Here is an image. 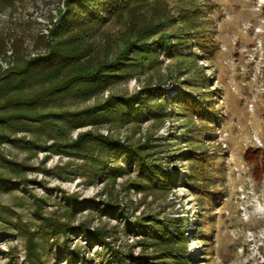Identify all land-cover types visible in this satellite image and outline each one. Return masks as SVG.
<instances>
[{
  "label": "rangeland",
  "instance_id": "374dc122",
  "mask_svg": "<svg viewBox=\"0 0 264 264\" xmlns=\"http://www.w3.org/2000/svg\"><path fill=\"white\" fill-rule=\"evenodd\" d=\"M64 1L18 2L13 9L0 13V38L5 37L6 42L9 38H21L31 56L37 55L32 51L33 39L49 36L53 23L58 22V10L63 9ZM166 1L175 16L191 5L201 6L207 12L204 36L211 37L215 47L209 48L208 52L189 50L196 54L191 58L185 52L187 40H182L183 45L178 48L181 59L167 57L161 51L144 68L129 72V79H120L89 101L69 100V107L73 111H85L103 103L110 95L136 97L147 84L160 85L163 96L168 101L173 97L175 103L183 93L197 99L200 97L197 88H202L207 82L210 85L207 91L214 97L219 96L216 113L222 121L214 127V135L204 134L197 139L196 134L203 129L199 118L197 115L183 116L178 105L166 110L168 117L163 121L150 118L139 124H122L115 120L114 115H105L98 122H88L84 127L70 131L68 140L92 132L129 145L149 144L152 148L149 161L160 165L171 180L169 190H162L163 193L157 188L142 192L134 190L132 183L138 175L134 170L108 184L93 177L87 158L12 144L0 145L2 158L18 167H26L25 175H22L26 188L20 187L11 194L0 193V213L10 212L0 215V230L9 233L0 238V264L11 261L7 254L14 256L12 264H28L25 238L20 231L23 223L31 224L34 230V224L40 223L33 219V197L39 201L44 216L63 220L66 209L64 196H76L79 201L90 204L71 221L74 228L85 223L91 228L104 229L111 237V247L127 255L133 253L138 257L144 254L157 259L156 262L162 260L160 253L142 245V236L127 232L126 221L102 217L91 204L102 205L111 199L118 202L125 209L129 224L141 219H154L159 224L171 221L185 227L187 249L184 256L188 257V264H264V175L261 180H255L244 159L249 149H264V0ZM152 19L158 18L152 16L150 10L129 13L112 20L90 42L122 43L124 38H133ZM182 30L184 28L178 23L167 28L162 35L171 38ZM111 49L113 52L116 50L115 46ZM6 50L10 57L8 44ZM41 53L44 52L41 50ZM0 65L4 69L8 67L3 59ZM160 98L155 97L151 104L157 105ZM27 136L32 139L40 137ZM18 137H23V134ZM40 141L51 145L44 138ZM190 141H202L211 155L215 152L219 155L212 168L215 171L214 189L221 198L217 200L212 216H206V223H211L213 231L205 233L208 235L207 243H201L203 238L198 237L199 202L188 182L191 163L187 161V155L183 158L178 156L180 150L188 153L186 147ZM118 165L127 167L123 161ZM4 168H0V172L8 174V166ZM10 176L18 182L17 175ZM68 242L71 250L76 247L82 249V259L88 264H98L96 251H100V247L87 246L85 237L79 234H72ZM44 254L46 264H66L54 253Z\"/></svg>",
  "mask_w": 264,
  "mask_h": 264
},
{
  "label": "trees",
  "instance_id": "16d2710c",
  "mask_svg": "<svg viewBox=\"0 0 264 264\" xmlns=\"http://www.w3.org/2000/svg\"><path fill=\"white\" fill-rule=\"evenodd\" d=\"M20 1L23 0H0V13L13 9ZM141 10H150V14L158 19L148 22L133 38H124L122 43L115 42L111 45L100 41L90 42L112 20ZM154 11L158 13L154 14ZM58 12V22L53 23L49 36H37L33 39L32 51L37 53L35 56H31L21 38H9L8 42L5 37L0 38V60L8 63L7 69L0 65V145L12 144L87 158L90 160L89 171L91 170L93 177L108 184L134 170L138 173L137 179L132 183L134 190L142 192L157 188L168 191L171 180L160 165L149 161V152L152 150L149 144L129 145L92 132L82 133L74 140H68V135L70 131L82 128L88 122H98L105 115H114L115 120L122 124H139L150 118L163 121L168 117L166 110H172L175 105L179 106V112L183 116L197 115L199 118L203 129L196 134L197 139L204 134L214 135V127L222 120L216 113L219 96L214 97L207 91L209 83L197 88L200 96L197 99L183 93L181 97L178 94L180 100L175 103L173 97L168 101L163 96L160 85L152 84L145 85L136 97L110 95L103 103L85 111H73L69 107V100L86 102L98 97L120 79H129V72L144 68L161 51L167 57L181 59L182 54L178 48L185 40L188 43L185 52L191 58L196 54L189 50L201 49L202 52H208L215 44L211 37L204 36L206 29L203 25L207 12L201 6L191 5L175 16L169 10L166 0H65L63 9ZM178 23L184 30L171 38L162 35L167 28ZM7 44L11 48L10 57L7 56ZM114 46L116 50L113 52L111 47ZM159 96L162 98L159 102L155 101L157 105H152L151 101ZM19 134H23V137H18ZM27 135L40 137L32 139ZM41 138L51 142V145L41 143ZM200 142L190 141L186 147L188 153L180 150L178 156L183 158L187 155V161L191 163L188 182L199 202L198 237L203 238L201 243H207L208 235L205 233L213 231L211 223H206V216H212L215 204L221 198L214 189L215 171L212 168L219 155L217 152L211 155L204 142ZM244 159L253 178L261 180L264 175V149H249ZM120 161L125 162L127 167L119 166ZM5 165L10 171L8 174L17 175L21 184L10 175L0 172V193L11 194L20 187L26 188L22 178L26 167H18L16 163L0 156V168L5 170ZM33 203V219L40 223L34 224L35 230L30 227L31 224L23 223L20 231L25 238L28 264H46L43 260L45 252L54 253L66 264H88L82 259L81 248L70 249L68 241L72 234L84 236L89 247H100V251H96L98 264L189 262L188 257L184 256L187 249L185 227L171 221L159 224L154 219H141L129 224V217L118 202L111 199L102 205L91 204L102 217L126 221L127 232L142 236L145 248L161 254L162 260L158 259L160 261L156 262L157 259L144 254L135 257L133 253L127 255L115 250L111 247L109 233L100 227L91 228L82 223L74 228L71 221L81 213L84 206H90L88 202L79 201L76 196H64L66 209L63 220L66 221L54 216H44L39 201L34 197ZM9 213L4 211L0 215ZM7 234V231L0 230V238ZM7 256L11 260L8 264H12L10 262L14 256Z\"/></svg>",
  "mask_w": 264,
  "mask_h": 264
}]
</instances>
